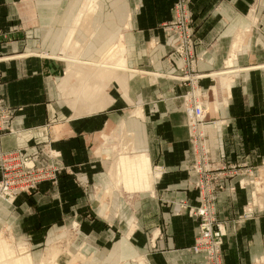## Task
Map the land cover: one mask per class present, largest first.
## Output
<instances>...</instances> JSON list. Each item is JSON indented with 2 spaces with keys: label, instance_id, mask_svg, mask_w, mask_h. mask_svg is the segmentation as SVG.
<instances>
[{
  "label": "crops",
  "instance_id": "1",
  "mask_svg": "<svg viewBox=\"0 0 264 264\" xmlns=\"http://www.w3.org/2000/svg\"><path fill=\"white\" fill-rule=\"evenodd\" d=\"M29 2L36 14L31 25L25 12ZM43 2L0 0V96L11 115L5 123L12 129L2 134L0 146L4 151L24 148L27 155L39 154L41 165L49 162L47 152H52L59 171L55 179L20 193L13 203L0 199V229L12 230L17 241L29 243L36 262L50 240L75 223L78 229L70 249L88 258L75 264H203L202 256L187 249L194 243L198 220L181 207L183 202L197 205L199 193L190 185L196 175L189 169L193 152L183 96L191 87L174 77L180 73L182 59L173 52L176 35L163 28L172 19L175 0H134L115 21L107 16L121 10L100 7L97 12L96 8L89 36L77 34L82 51L80 62L74 63L79 65L68 72L67 66L74 63L51 56L61 54L53 53L68 31L63 50L79 41L75 21L85 8L47 9ZM49 9L51 17H44ZM254 9L256 21L252 22ZM193 11V29L201 38L195 41L194 53L202 55L196 67L202 73L222 68L235 32L250 30L234 59L246 67L236 68L230 105L220 115L228 125L216 140L209 136L207 142L215 163L226 159L260 164L264 159V88L255 68L264 64H254L263 56L255 45L264 37V0H193ZM63 14L66 23L60 21ZM45 31L52 38L54 31L64 33L59 42L46 44L42 35L35 38ZM251 34L257 39L254 43ZM42 41L47 48L41 47ZM114 43L124 47V52L119 50L122 56L96 71L94 66L103 62L102 55ZM122 63L126 67H114ZM76 66L87 71L83 93L77 95ZM213 83L204 78L200 86L210 90ZM96 91L100 96L93 101ZM127 110L130 117L126 120ZM120 126L130 135V146L137 143L140 151L135 154H144L151 165L162 167L152 194L143 192L153 188L140 192L133 207L119 193L112 196L117 189L112 168L110 186L104 157L99 154L101 133ZM238 179H226L225 189L216 193L217 217L227 229L224 263L264 264V210L254 218L238 219L251 198V186L242 188ZM17 254L33 261L28 252ZM81 256L78 259H84ZM72 258V253L51 246L42 264H65Z\"/></svg>",
  "mask_w": 264,
  "mask_h": 264
},
{
  "label": "built area",
  "instance_id": "2",
  "mask_svg": "<svg viewBox=\"0 0 264 264\" xmlns=\"http://www.w3.org/2000/svg\"><path fill=\"white\" fill-rule=\"evenodd\" d=\"M185 5L182 7V2L175 8L174 19L168 24H164L163 28L167 34L176 35V43L174 53L178 54L182 59L181 73L175 75V79L185 83L191 82V90L187 91L184 96V106L187 115L188 125L198 126L213 123L216 118L209 116L204 107L206 104L200 103L198 96L195 95L199 79L204 78L203 73L197 70V58L194 53L195 41L201 39L197 37L193 29V16L187 8V1L182 0ZM209 90V89H208ZM209 93V92H207ZM8 109L0 100V138L4 132H11L12 129L5 120L10 118ZM189 127V126H188ZM190 134V142L193 151V162L190 170L196 175L190 180V185L199 193L197 205H189L187 202L181 204L182 208L189 211V214L195 216L199 220L196 240L191 249L194 253L205 254L206 264H224L223 263V247L227 229L225 222L217 217L216 210V193L218 190L225 189L223 177H232L235 174L241 173L240 169H235L236 165L232 166V171L228 174L224 173L229 166H223L220 163H210L205 147L204 135H199L198 132ZM51 158L46 164H40L41 155L26 154L24 148H18L10 151H4L0 146V197L12 199L14 202L17 196L22 192H30L36 189L39 183L55 179L59 168L53 159L57 157L52 152H47ZM221 166V167H220ZM240 167L242 165H239ZM251 174V170H243L242 173ZM192 174V175H193ZM242 187L249 185L251 182L243 178L239 181ZM253 206V208H252ZM264 208L260 205L252 203V199L248 202L240 213V219L247 220L254 218L257 211Z\"/></svg>",
  "mask_w": 264,
  "mask_h": 264
},
{
  "label": "rangeland",
  "instance_id": "3",
  "mask_svg": "<svg viewBox=\"0 0 264 264\" xmlns=\"http://www.w3.org/2000/svg\"><path fill=\"white\" fill-rule=\"evenodd\" d=\"M44 2H43V5H44V7L45 8H56V9H58V8H70V7H74L77 11H78V8L79 7H84L85 8V11H84V13L85 12H87L88 11V13L87 14H82L79 18H77V20L75 21L76 22V27H75V29L77 30L76 32H75V38L77 39V40H79L78 39V36H77V34H78V32H82V34L85 32L88 36H89V34L87 33V30H85L84 28H83V23H84V20L88 17V14L89 13H91V12H93V10L94 9H96L97 8V12L99 11V8L100 7H103V8H116V9H118V10H121V11H118V14L116 15L115 13H113V14H109L107 17H108V19H113V21H115V18H120L121 16H120V13L124 10V9H126V8H129V7H131V5H133V1L134 0H43ZM182 2V7H184V5H185V3L182 1V0H175V2H174V4H173V8H172V10H173V16H172V19L170 20V21H168L167 23H165V24H168V23H170V22H172L173 21V19H174V17H175V15H174V12H175V8L177 7V6H179L180 5V3ZM187 8H188V10L190 11V13H192V16H193V24L195 23V13H194V11H193V0H188L187 1ZM50 9L49 10H46V11H44L45 12V15H44V17H51L49 14L51 13V11H50ZM25 12H26V14H27V23L28 24H35V22H36V14H35V8H34V5H32V3L31 2H29L26 6H25ZM255 9L251 12V14H250V19L252 20V22H255L256 21V18H255ZM96 15H97V13H96ZM96 15H94V16H96ZM94 16H93V18H92V21L91 22H94ZM253 16V17H252ZM61 18H60V21L61 22H67V16H65V14H63V15H61L60 16ZM258 24V23H257ZM243 30V33L242 32H240V33H242V35H241V37L242 38H238L239 39V41H240V39H241V42L243 41V42H245V40H246V37H247V33H249L250 32V30H244V29H242ZM96 32V31H95ZM238 31L237 32H235V37H236V35L239 33ZM261 32L263 33V36H264V30H261ZM63 33L64 32H57V31H54V33H53V38H52V36L49 34V31H45V32H41V33H38V37H36L35 36V38H40L41 37V35L43 36L42 38H41V40H43V41H46L45 43L47 44V42H50V41H57V42H59V40L60 39H62V37H63ZM69 33H70V31H68L67 33H66V35H65V37H64V39H63V41H62V43L60 44V46L58 47V49H57V52H55V53H53V54H56V53H58V52H60L61 54L60 55H67V56H73V57H75V58H77V60L78 61H80V55H81V51H82V48H81V46H82V41H78V42H73L72 43V47H71V49H64L63 50V48H64V45L63 44H65V42H66V40H67V38H68V35H69ZM237 33V34H236ZM239 33V34H240ZM253 33V32H252ZM95 34V33H94ZM245 36V37H244ZM235 37L233 38V41H232V45H233V42H234V39H235ZM240 37V36H239ZM250 37H252V39H253V43L255 42V41H257V39H256V37L255 36H253V34H251L250 35ZM200 38V37H199ZM201 39V38H200ZM43 41L41 42V47H43L44 49L45 48H47V46H46V44H44L43 45ZM122 43H123V41H121ZM120 42V45H122V43ZM258 43L255 45V48H258V52L260 53V54H262L263 56H262V58H261V61H260V63H258V64H254V65H261V64H264V37H262L261 38V41L259 40V41H257ZM81 43V44H80ZM116 43V42H115ZM112 44V46H110L105 52H104V54L102 55V57L104 56V59H103V62L102 63H99L98 62V64H96L94 67H95V69H96V71H100V70H104V68H102V65L104 64V63H106V62H109V63H112V62H115L116 60H118V56H122L121 54H123L122 52H124V47H120V45L119 44ZM232 45H231V48H232ZM124 46V45H123ZM231 48H230V51H231ZM125 49H126V47H125ZM51 50V49H50ZM122 51V52H120V51ZM230 51H229V54H228V57L226 58V60H225V62H224V64H223V67L222 68H220L219 70H214V71H211L210 73H203L204 75H208V77H206V78H211V79H213L214 80V83L210 86V90H207L208 89V87L205 89V88H203L202 86H200V81H201V79L200 80H198L197 82H196V80H195V84H197V88H196V91H195V95L196 96H198V99L200 100V101H202L204 104H206L205 105V112L206 113H208V115L209 116H212V117H214V118H216L215 120H214V122L213 123H210V124H206V125H200L199 126V131H200V133H202L205 137H206V140L208 139V137L209 136H211V138H212V140H216L217 139V137H218V135H219V133H221L222 132V130H223V128H225L228 124V122L226 121V120H224L223 118H226V117H221L220 115H221V113H223V111L225 110V108H227L229 105H230V101H231V99H232V87L229 89V87H228V89H227V86H225L222 90H221V96H219V94L218 95H214V97H213V94H214V87L215 86H217V79H216V77L215 76H212V74H216V72L217 73H219L218 71H222V70H224V69H226V62H227V60L230 58ZM240 51V50H239ZM173 52H174V49H173ZM48 53H50V52H44V53H41V54H43V55H45V56H48V57H50L51 55H49ZM255 53V52H254ZM254 53L252 54V56H254ZM74 54V55H73ZM60 55L59 56H57V57H60ZM195 56L197 57V58H199L198 60H200L201 59V57H202V55L200 56V55H197L196 53H195ZM237 57H238V54H237ZM237 57H236V59H237ZM235 59V60H236ZM197 60V61H198ZM261 62H263V63H261ZM79 63V62H78ZM196 64H197V62H196ZM75 65H79V64H71V65H68L67 66V72L68 71H70L71 70V68L73 67L74 68V66ZM182 66V65H181ZM252 66V65H251ZM232 68L233 67H235L234 69H239V67H246V66H240V65H237L236 63H235V61L233 62V65L231 66ZM249 67V66H248ZM259 71H260V73L261 74H258V80L259 81H261V85L260 86H262L263 88H264V68H257ZM85 72H87L85 69H83L82 67H80V66H76L75 67V69L73 70V78L75 79V81H76V86H75V92H74V94H81V93H83V90H84V82H85V80H84V74H85ZM199 73H202V72H200V71H198ZM180 73H181V68H180ZM179 73V74H180ZM241 73V72H240ZM240 73H238V74H240ZM178 74V75H179ZM211 75V76H210ZM175 76V75H174ZM236 77H238V76H236ZM236 77H234V79L232 80L231 79V81H229V82H226V84H232L233 82H234V80L236 79ZM204 79V78H203ZM94 82H95V80L94 79H92ZM189 85H190V87H191V82H187ZM95 89H98V88H95ZM95 89H93V90H95ZM190 90H191V88H190ZM230 90V91H229ZM97 92V93H96ZM95 93L96 94H94V96H93V101H94V99H98L99 98V92L98 91H96ZM207 92H209V93H207ZM213 92V93H212ZM93 93H94V91H93ZM2 96V95H1ZM0 96V100L2 101V103H4V98H3V96L1 97ZM220 98H218V97ZM262 96V98H264V93L261 95ZM214 99V100H213ZM221 99H222V101H221ZM211 100V101H210ZM213 100V101H212ZM227 103H226V102ZM213 103V104H212ZM214 105V106H213ZM208 107V108H207ZM220 107V108H219ZM184 108H185V106H184ZM213 109V110H212ZM219 109V110H218ZM128 111V110H127ZM129 112L130 111H128L127 112V115L124 117L126 120H127V118L126 117H130V115H129ZM219 117H221V118H219ZM219 119H223V120H219ZM126 124H127V122H126ZM127 127V126H126ZM128 128V127H127ZM115 129V130H114ZM113 129V131H110L109 133L106 131V134H104V133H101V136H100V138H101V141H100V143H101V148H100V150H99V154L100 155H103V157H104V161H103V163H104V165H105V168H106V170H107V179H108V184L107 185H110V186H113V184H111V179H110V176H109V174H110V170H111V168L113 167V164H114V162H115V156L118 154V156H119V154H120V152H122V151H120L121 150V145H120V147H117V146H119V144H123V145H125L124 146V148L127 150H125L124 152H131L130 154L131 155H134L136 152H139L138 151V148H137V143L136 142H134V145H132V146H130V145H127V143L125 142V143H121V141L119 142V143H117L118 145L114 148V145H113V143H111V142H108L107 143V140L108 139H110V140H113L114 139V134H115V132L117 131V129L118 128H114ZM128 129H130V128H128ZM191 129V131H192V133L194 132V130H193V127L189 124V130ZM128 131V130H127ZM195 132H197V130L195 129ZM108 133V134H107ZM128 146V147H127ZM130 149V150H129ZM209 149L210 150H212L211 148H210V146H209ZM141 151H143V150H141ZM193 152V151H192ZM116 158H117V156H116ZM220 162V164H222L223 166H229V168H226V171L224 172V173H227L228 174V172L229 171H232V170H234V169H232V166H234V165H236V168L235 169H240L239 171H241L243 168V170H251L254 174H250V172L249 173H247V175L245 174L244 175V173H242L243 172V170L241 171V173H239V174H235V175H233L232 177H229V176H225V177H223L222 178V181L223 182H225V180L226 179H228V178H234V177H237V176H239V179H238V182H237V184L239 185V186H241L242 187V185L240 184V180H243V178H245L246 180H248V181H250V180H255V183L254 182H252L253 184H249V185H246V186H244V187H242V188H246V187H250L251 186V192H250V201H251V199L253 198V192H254V199H256V200H259V199H264V189L262 188V185H263V187H264V159H263V161H261L260 162V164H249V165H247V164H245V163H242V162H235V161H232L231 160V162H230V160L228 161V160H226V159H224V160H219ZM239 165H242L241 167L239 166ZM221 167V166H220ZM261 167V168H260ZM151 168H152V171H153V173L155 174V176L157 177L156 178V180H155V182H154V184H153V189H152V191H148V192H143L144 193V195H147V194H152L151 192H153V190H154V188H155V185H156V182H157V180H158V178L159 177H161V175H162V173H161V168L162 167H160V166H157V165H153V163H152V165H151ZM261 183V184H260ZM261 186V187H260ZM34 190V189H33ZM33 190H31V191H33ZM99 190L100 189H98L97 190V193L99 192ZM223 190V189H222ZM260 190H262V191H260ZM30 191V192H31ZM260 191V192H259ZM119 193V195L120 196H122V197H124L125 199H126V201H127V203L131 206V207H133V204H134V202H132L130 199H128V198H126L125 197V195H123L122 194V192L121 191H119V190H117V189H114L113 190V194H112V196L114 195V193ZM107 190H106V187H105V190H104V196H103V198H101V201H105V198H106V196H107ZM121 193V194H120ZM260 195H259V194ZM111 196V197H112ZM143 196V195H142ZM141 196V197H142ZM137 200V199H136ZM249 201V202H250ZM264 203V202H263ZM247 205H248V203H247ZM244 209V208H243ZM262 210H264V208L262 209ZM187 212H188V214H189V211L187 210ZM242 212H243V210H242ZM241 212V213H242ZM190 215V214H189ZM191 217H195V216H192V215H190ZM197 220H198V218L197 217H195ZM238 219H240V214H239V216H238ZM198 225H199V220H198ZM136 227V226H135ZM134 227V228H135ZM134 228H132L131 227V230H133ZM198 228V227H197ZM78 229V227L76 226V224L74 223V225H72L70 228H67V230L66 231H64L62 234H60V235H56L57 236V239H53L52 238V240H50V242L48 243V245H47V247L45 248V253L43 254V256H42V258H41V260L39 261V262H36L35 261V257H34V255L32 254V250H31V248H30V244L29 243H27V242H20V241H17V239H16V237H15V235H14V233L12 232V230H6L5 228H1L0 229V238L2 237V236H4V237H6V238H8V237H11L12 236V238H14V243L13 244H16V245H14L15 246V248L17 249V251H21V250H19V249H23L24 251H23V254L22 255H25V253L26 252H28V253H30V254H32V262H31V264H42V260L44 259V257L46 256V254H47V252H50V249H51V246L53 245V242H54V240L57 242L56 243V245L57 246H59L58 247V249H60V250H63V251H67L68 253L70 252V253H72V255H73V258L72 259H69L68 261H63L65 264H70V263H72V264H75V262H78V261H81V262H84V261H86L88 258H87V256L82 252V251H72L71 249H70V247H71V244L73 243L72 241H73V239H74V237H75V231ZM198 230V229H197ZM12 234V235H11ZM10 235V236H9ZM56 236L54 237V238H56ZM195 240H196V237H195ZM195 240H194V243H195ZM193 243V244H194ZM193 244L191 245V246H189L187 249H188V251H189V253H191V254H193V255H200V256H202V259H203V264H206V258L204 257L205 256V254H201V253H194L191 249H189L190 247H192L193 246ZM26 248V249H25ZM64 255H67V254H64ZM82 255V256H81ZM78 256H81V257H84V259H78ZM223 258H224V247H223ZM75 257V258H74ZM222 258V259H223ZM66 259V258H65ZM71 261V262H70ZM263 261H264V259H263ZM223 263H224V259H223ZM225 264V263H224Z\"/></svg>",
  "mask_w": 264,
  "mask_h": 264
},
{
  "label": "bare ground",
  "instance_id": "4",
  "mask_svg": "<svg viewBox=\"0 0 264 264\" xmlns=\"http://www.w3.org/2000/svg\"><path fill=\"white\" fill-rule=\"evenodd\" d=\"M93 13H96V9H94L93 12L88 14V17L84 20V23H83V28L85 30H87V32L92 31V28L90 27V25H91L90 22H91V19L93 17ZM240 30L239 31L243 33V30L242 29H240ZM239 33L236 35V37L234 39L233 46H232L231 51H230V58L226 63V69L219 71V73L213 75L217 78V86H215L213 89L214 90L213 97H214V95L216 96L218 94H219V96H221L220 92L225 86H227V89H228V87L230 89L232 84L231 85L226 84V82L231 81V79L233 80L235 73L239 72V70L231 67L233 65L234 59H236L237 54H238V52H239V50L243 44V41L241 42V39H240V41L238 39V38H242L241 37L242 33H240V34ZM51 58L63 59L65 61H68L67 64L74 63V62L75 63L80 62L77 60V58L73 57L72 55L71 56L60 55V57L51 56ZM120 66L126 67L124 65V63H122L121 65L119 64V66H114V67H116V69L122 68ZM105 67H108V66H105ZM257 68H259V69L264 68V66L257 67ZM257 68H255V69H257ZM206 77H208V75H204V78H206ZM221 101H222V99H221ZM200 103H203V102H200ZM204 109H205V107H204ZM204 113H205V111L202 112V115ZM191 126L193 127V129L196 128L199 135H203L199 131L200 125H198V126L191 125ZM113 136H114V139L113 140L108 139L107 143L108 142L113 143L114 148L118 145L117 143H119L120 141H121V143L126 142L127 145L131 144V137L129 134L126 133L123 126L118 127L117 131L115 132V134ZM204 138H205L206 151H207V154L209 157V162L215 163L213 160H211V157L209 156V155H211L212 150L209 149V145H208V142H207L205 136H204ZM120 145H121V147H120ZM124 146L125 145H123V144H119V146H117V147L121 148L120 151H122V152H120L119 156H118V154L116 155L117 158L115 156V162L113 164L112 171H111V178L113 180L115 188H117L119 191H121L122 194L125 195L126 198L130 199L133 202L138 197L140 192L148 191V190H151L153 188V184L155 182V175L151 169L150 160L148 158H146L144 154L140 153V154L131 155L130 154L131 152H129V153L124 152L126 150L124 148ZM160 170L162 172V169H160ZM251 174H254V173L251 171ZM251 182L255 183V180L254 181L251 180ZM251 184H253V183H250V185ZM262 188L264 189L263 185H262ZM260 191H262V190H260ZM110 192H111V190L108 191V193H110ZM254 192H253V198H252L253 205L257 204V205H260L261 207H263L264 206V203H263L264 199H259V200L254 199ZM111 193H113V192H111ZM0 199L5 200L8 203H13V202H11L12 201L11 198L6 199L4 196H1ZM252 208H253V206H252ZM14 241L15 240H14V238H12V236L8 237V238L2 236L0 238V264H31L30 258L18 256L17 253L19 251H17V249L15 248L14 245H16V244H13ZM52 247H59V246H57L56 243H53ZM19 250H21L20 252L24 251L23 249H19ZM45 264H58V263L49 262V263H45Z\"/></svg>",
  "mask_w": 264,
  "mask_h": 264
}]
</instances>
